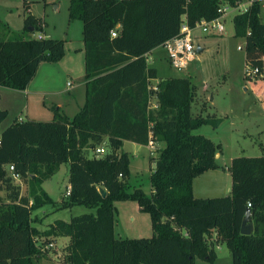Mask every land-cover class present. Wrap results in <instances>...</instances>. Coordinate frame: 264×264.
<instances>
[{
	"label": "trees",
	"instance_id": "obj_1",
	"mask_svg": "<svg viewBox=\"0 0 264 264\" xmlns=\"http://www.w3.org/2000/svg\"><path fill=\"white\" fill-rule=\"evenodd\" d=\"M240 2L69 0V21L83 23L86 102L73 118L55 109L50 122L16 121L5 129L8 112L0 107V189L8 195L0 202V264H39L40 238L58 237L70 238L64 264H215L220 244L229 248L232 264H264V157L232 160L229 196L196 198L194 180L222 167L216 157L221 146L195 132L205 125L216 129L221 120L194 117L191 80L159 79L147 61L153 50L179 36L184 23L195 28L216 19L221 6ZM263 9L264 0H253L233 19L235 36L245 39L246 65L258 69L254 77L246 75L257 90L264 81ZM43 26L31 13L26 16V29L42 31ZM7 37L0 38V87L26 90L42 63H58L65 56L63 40ZM260 95L264 98V91ZM150 139L165 147L147 195L131 190L130 157L122 149L124 142L148 146ZM105 143L106 154L86 157V149L96 151ZM64 164L71 187L65 207L86 206L97 213L58 220L41 231L32 214L53 203L43 184ZM10 165L27 180L28 197L22 198L7 172ZM99 188L107 190L106 198ZM118 200H134L150 214L152 238L116 237ZM249 205L254 233L243 235Z\"/></svg>",
	"mask_w": 264,
	"mask_h": 264
},
{
	"label": "rangeland",
	"instance_id": "obj_2",
	"mask_svg": "<svg viewBox=\"0 0 264 264\" xmlns=\"http://www.w3.org/2000/svg\"><path fill=\"white\" fill-rule=\"evenodd\" d=\"M249 1L241 0V7L247 8ZM68 8L69 0H0V38L4 36L15 38L17 35H23L26 39H32L33 34L37 36L39 32H42L37 30L32 33L30 29L25 28V18L32 11L37 18H44L49 24L48 27L53 32L52 39L64 41L66 53V48L70 49L68 48L71 45L70 40L75 42L83 39V23L79 20L70 22ZM237 14L238 12L232 9L226 17L225 33H203L201 29L194 32L197 48L199 46L204 50L196 53V59L191 61L187 68L172 66L167 50L163 46L157 48L153 57L158 66L159 79L188 78L191 80L195 88L192 104L194 117H215L221 120L220 126L216 129L205 125L195 132L221 146L217 162L224 168L219 174H210L217 177L216 180L229 171L228 167L232 158L264 157V98L256 95L252 86L253 82L246 80L249 68L245 58L246 43L245 39L235 36L233 22ZM261 18L264 22V9ZM239 47L242 50H239ZM261 85L264 87V81H261ZM55 109L57 107L42 114L36 113L35 119L50 122L54 119ZM9 120L5 121L3 128ZM106 143L98 147L104 150L103 154H96L92 149H86V157H101L106 154ZM164 147V144L157 143L156 150L151 154L152 152L150 153L149 149L143 146L125 142L122 151L128 153L130 157L131 190L140 188L147 195H151L150 176L160 156L159 150ZM6 169L8 172V167ZM69 175V165L64 164L59 172L45 183L44 189L52 197L53 203L37 209L32 214L33 225L39 230L49 229L58 220L70 222L74 217L97 213L96 209L86 206L65 207L70 201L66 196L67 187L70 184ZM197 178V181L207 179L202 178V175ZM14 184L21 187L22 198L28 197L27 180L20 178L19 181H14ZM223 194L221 197L229 196L230 187ZM7 197L5 189H0V202L7 201ZM114 206L117 238L150 239L153 237L151 216L141 211L136 201L118 200L115 201ZM38 243L42 247L39 264H64L70 238H40ZM215 249L217 253L215 264H232V254L225 244H220ZM198 263L205 264L201 261Z\"/></svg>",
	"mask_w": 264,
	"mask_h": 264
},
{
	"label": "crops",
	"instance_id": "obj_3",
	"mask_svg": "<svg viewBox=\"0 0 264 264\" xmlns=\"http://www.w3.org/2000/svg\"><path fill=\"white\" fill-rule=\"evenodd\" d=\"M57 9H59V7ZM31 14L36 17L32 11ZM38 19H41L44 22V26L42 32H39L37 36L33 34L34 38L39 39L41 37L52 39L53 32L50 27H48L49 24L44 18ZM30 31L32 33L35 32L34 29ZM70 44L71 45L68 46V48L70 49L66 48L65 56L60 62H44L40 65L35 79L31 82L26 90L17 91L0 87V107L8 112L7 120H9L10 118L3 129L9 127L20 119L22 120V122L32 120L38 121L35 119L36 113L42 114L45 111L54 109V107H57V109H59L64 115L68 116L69 118H73L85 105L87 88L85 80L84 42L83 39L76 40L75 42L70 40ZM200 49L201 51L204 50L201 47ZM156 50L157 49L153 50L150 54L147 55V61L149 67L156 69L157 75H159L157 68L158 66H156L155 58H153ZM153 84L157 85L158 80L153 81ZM254 89L255 88L253 87V90ZM262 89H255L254 92L256 93V95H260L263 93L264 87ZM156 107L157 100L154 97L152 99V108ZM143 147L148 149L147 146ZM219 157L220 155L218 156V158ZM223 168L224 167L202 174V178H207L205 179V181H197L198 178L194 180L193 190L196 198H219L221 197V195H224L223 193L229 187L231 191L232 180L229 171H226V175H222L223 177H221L219 180H216L217 177H214V175H210L219 174V172ZM46 182H44L43 184V189ZM69 187L70 184L67 187V190Z\"/></svg>",
	"mask_w": 264,
	"mask_h": 264
},
{
	"label": "built area",
	"instance_id": "obj_4",
	"mask_svg": "<svg viewBox=\"0 0 264 264\" xmlns=\"http://www.w3.org/2000/svg\"><path fill=\"white\" fill-rule=\"evenodd\" d=\"M253 3V0H250L248 3V7ZM247 8L241 7L240 3H238L237 6L233 7L231 5H224L221 6L218 10L219 16L211 21H201L198 23L195 28L189 27L186 23L182 25L181 32L179 36L176 38L168 41L167 43L164 44V47L167 50L168 56H169V61L172 64V66L176 68H187L189 63L193 60L196 59V53L198 52V48L196 45V37L194 35V32L197 29H201L203 33H211V32H216L218 34L225 33L226 28H225V19L229 15L230 11L233 9L237 11L238 13L240 12H245ZM112 37H117L116 32H112ZM43 39V38H39ZM239 50H242L241 47H239ZM258 73V69H251L248 68V71L246 75L250 77H254ZM156 90V87H155ZM18 122H22V120H18ZM0 144H1V137H0ZM156 145L152 139H150L149 144H148V149L154 153L153 151L156 150ZM96 154H103L104 150L102 148H97L96 149ZM9 173L13 177L14 181H19L20 180V175L16 173L15 171V166L10 165L8 166ZM70 190L71 187L68 188L66 192V196L70 195ZM249 208H251V205H249Z\"/></svg>",
	"mask_w": 264,
	"mask_h": 264
},
{
	"label": "water",
	"instance_id": "obj_5",
	"mask_svg": "<svg viewBox=\"0 0 264 264\" xmlns=\"http://www.w3.org/2000/svg\"><path fill=\"white\" fill-rule=\"evenodd\" d=\"M30 30H32V29H30ZM198 52H202L200 47L198 48ZM218 156L219 155H217L216 157L218 158ZM99 192L103 198L107 197V190L106 189L99 188ZM252 216H253L252 208L248 207V209L246 211L245 218L243 219V222H242V227H241V233L243 235H252L254 233V224H253Z\"/></svg>",
	"mask_w": 264,
	"mask_h": 264
}]
</instances>
